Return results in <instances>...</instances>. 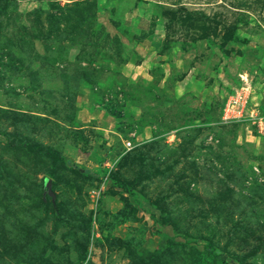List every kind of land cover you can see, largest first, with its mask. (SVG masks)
Segmentation results:
<instances>
[{
	"label": "rangeland",
	"instance_id": "374dc122",
	"mask_svg": "<svg viewBox=\"0 0 264 264\" xmlns=\"http://www.w3.org/2000/svg\"><path fill=\"white\" fill-rule=\"evenodd\" d=\"M0 264H264V0H0Z\"/></svg>",
	"mask_w": 264,
	"mask_h": 264
},
{
	"label": "trees",
	"instance_id": "16d2710c",
	"mask_svg": "<svg viewBox=\"0 0 264 264\" xmlns=\"http://www.w3.org/2000/svg\"><path fill=\"white\" fill-rule=\"evenodd\" d=\"M18 145L23 146L25 148H27L28 150L32 151V152H39L40 150L37 149L34 144L32 142H30L29 140L26 139H21L20 141L16 142ZM49 179V178H47Z\"/></svg>",
	"mask_w": 264,
	"mask_h": 264
},
{
	"label": "built area",
	"instance_id": "2783aa9c",
	"mask_svg": "<svg viewBox=\"0 0 264 264\" xmlns=\"http://www.w3.org/2000/svg\"><path fill=\"white\" fill-rule=\"evenodd\" d=\"M241 91L242 90H240L239 92H238V94H236V97L234 98V99H232V100H229L228 102H227V104H226V107L228 108V109H232V110H234L235 108H234V102H238V100H240L242 103H245L246 101L244 100V95H242V93H241ZM242 100H244V101H242ZM230 101H232V104H231V102ZM234 101V102H233ZM226 108V109H227ZM130 143V142H129Z\"/></svg>",
	"mask_w": 264,
	"mask_h": 264
},
{
	"label": "water",
	"instance_id": "95a60500",
	"mask_svg": "<svg viewBox=\"0 0 264 264\" xmlns=\"http://www.w3.org/2000/svg\"><path fill=\"white\" fill-rule=\"evenodd\" d=\"M49 184H50V180L46 179V186H49Z\"/></svg>",
	"mask_w": 264,
	"mask_h": 264
}]
</instances>
